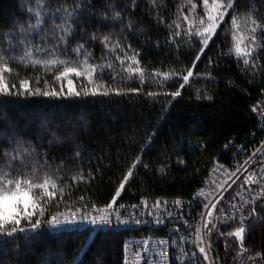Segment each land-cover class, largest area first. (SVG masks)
I'll return each instance as SVG.
<instances>
[{"label": "trees", "instance_id": "16d2710c", "mask_svg": "<svg viewBox=\"0 0 264 264\" xmlns=\"http://www.w3.org/2000/svg\"><path fill=\"white\" fill-rule=\"evenodd\" d=\"M76 2L51 0L49 7L55 9ZM83 2L89 8L77 22L67 55H72L70 49L78 42L85 43L91 45L90 50L99 61L104 50L99 40L93 42L89 36L94 32H111L114 38L119 37L140 51L142 65L148 70L163 72L169 68L191 67L200 47L195 38L191 44L185 42L186 38H178L179 46L166 43L170 33L165 25L176 18L178 5L186 0H164V6L159 7V16L164 20L162 24L157 23V12L151 8L149 0H137L134 10L130 0ZM195 2L198 13H202V0ZM109 4L121 10L123 24L102 19L103 14L110 16L113 11ZM35 7V0H0V46H6L9 33L35 38L39 42L40 35L52 29V21L46 20L39 31L23 34L18 31L20 25L27 30L28 25L35 22L28 11ZM238 7L242 12L254 7L258 16H264V0H238ZM230 17L231 13L194 69V76L212 71L215 82L203 77L193 79L175 100L163 94L154 99L145 93L175 91L182 82L179 79L168 81L163 88L145 84L139 94L113 96L95 102L89 99L61 103L32 98L13 99L7 104L0 102V140L11 136L15 128L17 138L33 148L41 161L46 154L47 168L43 171L53 177L63 176L69 183H75L70 177L81 170L86 176L90 172L94 179L73 187L70 195L65 197L79 209L81 205L77 201L81 195L85 196L89 206L91 202L103 206L110 201L132 161L141 154L142 146L154 132L151 148L145 149L142 155V162L149 167L137 166L117 203L133 205L144 198L190 199L202 187L216 160L230 165L237 155V147L250 149L264 137L259 118L252 111L253 106L264 100L261 91L264 89V71L253 75L228 54L231 37L226 24ZM128 18L133 21L131 29L125 27ZM56 23H60L59 18ZM259 62L264 65V51ZM16 70L21 76L35 75L31 68L17 67ZM127 86L139 87V84L133 81ZM198 91L201 96L211 95L213 99H196ZM230 141L236 147L226 149L225 145ZM3 146L10 145L4 143ZM178 160L184 163L180 164ZM161 166L166 169L164 174L159 171ZM190 210L191 206L186 203L185 213ZM246 228L245 247L253 254L264 253V206L259 201L256 216L247 222ZM231 230L225 225L220 226L221 232ZM27 235L28 239H21L18 245L0 242V264H57L61 258L75 260V264H123V245L129 234L90 229L52 233L45 226L40 233ZM214 242L222 264H238L233 260L237 248L235 241L230 238L226 248L224 238L215 233Z\"/></svg>", "mask_w": 264, "mask_h": 264}, {"label": "snow or ice", "instance_id": "6c2138e0", "mask_svg": "<svg viewBox=\"0 0 264 264\" xmlns=\"http://www.w3.org/2000/svg\"><path fill=\"white\" fill-rule=\"evenodd\" d=\"M136 2L137 0H130L133 10ZM35 3V8L28 9L35 22L30 23L27 30L20 25L18 31L21 34L26 31H39L46 20L52 21V29L44 31L39 42H36L35 38L29 39L13 33L6 35V46H0V102L3 104L21 98L61 103L89 99L95 102L111 99L113 96L139 94L145 84H156L163 88L168 81L179 79L182 82L175 91L145 93L154 99L163 94L175 100L193 79L199 80L203 77L215 82L212 71L195 73L194 76V69L205 50L209 48L210 42H214L217 30L225 24L229 13L231 17L226 29L231 37V45L228 54L233 56L238 64H242L245 71H250L253 75L264 71V65L259 62L261 52L264 51V16H258L254 7L242 12L238 7V0H202V13H198L195 0H186V3L178 5L176 18L165 25L170 33L166 43L179 46L178 38H186L185 42L191 44L195 38L200 47L191 67L169 68L163 72L159 69H146L142 65L140 51L119 37L114 38L111 32H94L89 36L93 42L99 40L104 50L99 61L90 50L91 45L85 43L78 42L70 49L72 55H67L77 22L81 21L84 10L89 6L83 0L55 9L49 7L51 0H35ZM149 4L157 12V23H164L163 18L159 16V7L164 6V0H159V3L158 0H149ZM108 7L113 11L110 16L103 14L102 19H111L123 24L121 10L116 9L114 4H109ZM57 18L60 23H56ZM132 26L133 21L128 18L125 27L131 29ZM211 63L209 58V64ZM17 67L31 68L35 75L21 76L16 70ZM133 81H137L139 87L127 86ZM261 91L264 92V89ZM202 98L213 99L211 95L201 96L198 91L196 99ZM252 111L258 114L261 130L264 131V111L258 113V106H253ZM155 135L153 132L148 136L141 148V154L132 161L108 203L97 206L95 202H91L89 206L85 203V196L81 195L77 201L81 207L76 209L65 199L66 195H70L71 189L78 184L89 183L94 176L90 172L86 176L81 170L70 177L75 183H69L63 176L53 177L49 172L43 171L47 168L46 154L41 161L38 155L34 154L33 148L17 138L13 128L11 136L0 140V242L18 245L21 239H28V233H40L45 226L57 229L88 224L101 230L109 228L116 231L152 222L162 225L165 219H168L179 220L186 229H191L189 236L196 250L185 249L180 241H187L189 236L179 235L181 229L176 227L169 229L170 232L178 234L177 238L170 240L149 236L140 240L125 241L124 264H172L169 258L170 249L173 250V258L177 264H219L218 259L213 256V233L224 238L226 248L230 238L237 243L234 262L264 264V253L253 254L250 248L245 247L246 224L256 216L257 202L264 206V141L233 169L226 168L218 160L213 163L204 186L193 194V200H200L203 211L199 213L195 223H190L184 218L185 202L179 198L171 202L158 198L151 204L146 198L139 204L117 203L137 166L149 167L147 163L142 162V155L145 149L151 148ZM4 143L10 146L4 147ZM230 146L236 147L230 141L225 148ZM242 153L244 147H237V155ZM258 154L262 158L260 166L249 172L248 167L256 163ZM79 155L77 151L76 156ZM178 163L182 164L184 161L178 160ZM246 165L248 167H245ZM241 170L246 173L244 180L231 199L222 205L221 201L225 200L222 194L225 185L233 177L238 179L237 174ZM159 171L164 174L166 169L161 166ZM191 203L192 200L187 202L189 207ZM145 214L152 217L153 221L140 218ZM221 224L233 230L221 232ZM92 231H95V228ZM80 251L83 252L84 249L81 248ZM57 264H75V260L67 261L61 258Z\"/></svg>", "mask_w": 264, "mask_h": 264}, {"label": "built area", "instance_id": "2783aa9c", "mask_svg": "<svg viewBox=\"0 0 264 264\" xmlns=\"http://www.w3.org/2000/svg\"><path fill=\"white\" fill-rule=\"evenodd\" d=\"M262 102H264V100ZM262 102L259 103L258 105H256V106H258V113L261 111H264V103H262ZM255 114H256V116H258L257 113H255ZM258 118H259V116H258ZM259 122L261 125L260 119H259ZM262 141H264V137L260 141L259 144L251 147L250 149L244 150V153H242V154L236 155L234 157V159L232 160V163L230 165H227V164H224L221 162H219V163L224 165L228 169H233L234 166L238 162H242L243 160L247 159L248 155H250L251 152L255 148L259 147ZM261 159L262 158L258 154L257 158H256V163H253L251 165V167H248L247 165L245 167H248V171L251 172L260 166ZM209 175H210V171H209L207 178L209 177ZM237 175L239 177L238 179L236 177H233L232 179L228 180V184L225 185V190L222 192V194L225 197V200L221 201L222 205L225 203V201L231 199L232 195H234L235 191L238 189L239 185L244 180L246 173L243 170H241V172L238 173ZM233 180L235 181L234 183H233ZM229 185H230V187H229ZM203 186H204V184L202 185V187ZM253 187H255V186H253ZM154 200L155 199H148L150 204ZM165 200H168V199H165ZM190 200H192L191 210L188 211V213H185L186 211H185V207H184V210H183L184 211V218L189 220L190 223H195L196 219L199 216V213L201 211H203V208H202V205H201L199 199L193 200V195L191 196L190 199L182 200V201L187 203ZM168 201L171 202L173 200H168ZM139 203H137V204H139ZM125 205H127V204H125ZM169 207L171 208V204L169 205ZM218 208H219V205H218ZM225 210L227 211V209H225ZM140 218L143 220H147V221H153V218L146 215V214ZM251 219H249V220H251ZM221 225H223V224H221ZM176 227H179L181 229V232L179 233V235L189 236L191 229H186L180 223L179 220H168V219H165V222L162 225H156L154 222H152V223H147V224L128 226L127 228H121V229L116 230V231H113L112 229H109V228H104L103 230H101L97 226H92V225H88V224L79 225V226H65V227L57 228V229L49 228V230L52 233H60V232H70V231H82V230H86V229L92 230L93 228H95V231H102V232H115V233H125L126 232L129 235L124 240V245H123V254H124L125 241L140 240V239L147 238L149 236L153 237L154 239H169L170 240L173 238H177L178 234L169 231V229L176 228ZM214 236H215V233H213V236H212V239H213L212 247L214 249L213 256L218 259L219 264H222L219 257L217 256V253H216ZM180 243L185 247L186 250H193V251L196 250L195 246L191 243V236H189V239L187 241H180ZM169 258H170L172 264H177V262L173 258V250L172 249L169 250ZM123 264H124V257H123Z\"/></svg>", "mask_w": 264, "mask_h": 264}]
</instances>
